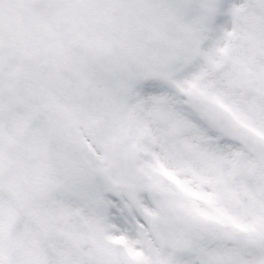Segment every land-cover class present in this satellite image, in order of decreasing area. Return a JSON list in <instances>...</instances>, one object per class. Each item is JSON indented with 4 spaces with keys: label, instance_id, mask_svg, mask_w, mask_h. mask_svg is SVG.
Masks as SVG:
<instances>
[{
    "label": "snow or ice",
    "instance_id": "snow-or-ice-1",
    "mask_svg": "<svg viewBox=\"0 0 264 264\" xmlns=\"http://www.w3.org/2000/svg\"><path fill=\"white\" fill-rule=\"evenodd\" d=\"M0 264H264V0H0Z\"/></svg>",
    "mask_w": 264,
    "mask_h": 264
}]
</instances>
